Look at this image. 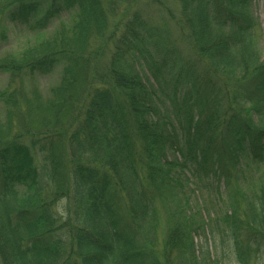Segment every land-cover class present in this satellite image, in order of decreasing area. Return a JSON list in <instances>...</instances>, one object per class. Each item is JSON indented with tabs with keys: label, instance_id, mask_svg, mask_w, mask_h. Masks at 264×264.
<instances>
[{
	"label": "trees",
	"instance_id": "1",
	"mask_svg": "<svg viewBox=\"0 0 264 264\" xmlns=\"http://www.w3.org/2000/svg\"><path fill=\"white\" fill-rule=\"evenodd\" d=\"M139 1L0 0V44L8 24L31 35L0 58V264H225L212 223L233 264H264L253 0H177L190 66ZM197 183H216L214 220Z\"/></svg>",
	"mask_w": 264,
	"mask_h": 264
},
{
	"label": "rangeland",
	"instance_id": "2",
	"mask_svg": "<svg viewBox=\"0 0 264 264\" xmlns=\"http://www.w3.org/2000/svg\"><path fill=\"white\" fill-rule=\"evenodd\" d=\"M163 5L159 6L153 4L150 1L144 0L137 3H131V6L139 9L142 12L143 18L150 23L152 27H157L159 31H168L169 37V47H175L177 50L179 63L182 65L188 64L189 66L194 64L193 55L189 51L187 45L181 41L179 33L177 31L175 21L179 19V8L177 0H160ZM130 5V4H129ZM251 10L255 18V32L257 47L259 55L264 59V0H253L251 3ZM70 21V14H63L59 19L54 20L47 28L46 32H52L60 24L68 23ZM7 41H1L0 44V58L5 54H15L21 51L28 43L31 38L30 33L20 25L7 26ZM195 69V67L193 68ZM196 73H201V67L198 66ZM60 78V68H56L47 76H41L37 79V84L40 91L46 95L49 88L55 86ZM7 77L0 76V88H3L6 84ZM264 126V125H263ZM251 174L249 172L245 177ZM249 180V179H248ZM199 196L201 203L198 206H203V210L207 211L212 216V220L216 217L222 215L223 207L217 200L216 196V183H213L210 187H205L201 184H196L193 186ZM192 190L189 189L186 192L190 195ZM192 195V194H191ZM64 205V201L61 202L60 207ZM195 202L192 201L191 208L195 209ZM61 211V209H59ZM210 241L214 243L217 247V256L225 264H233L232 257L227 248V238L222 230L216 226L214 223L211 225ZM163 226L161 227V233L163 232ZM203 240L202 235L195 236V242L202 245ZM227 258V259H226Z\"/></svg>",
	"mask_w": 264,
	"mask_h": 264
}]
</instances>
